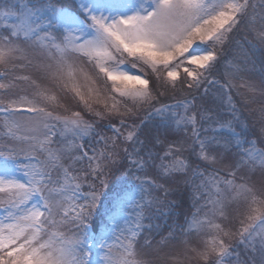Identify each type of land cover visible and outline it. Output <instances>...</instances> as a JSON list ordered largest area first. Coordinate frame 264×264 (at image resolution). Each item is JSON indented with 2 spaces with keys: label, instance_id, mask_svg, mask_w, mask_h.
Wrapping results in <instances>:
<instances>
[{
  "label": "snow or ice",
  "instance_id": "snow-or-ice-1",
  "mask_svg": "<svg viewBox=\"0 0 264 264\" xmlns=\"http://www.w3.org/2000/svg\"><path fill=\"white\" fill-rule=\"evenodd\" d=\"M73 3L0 0V264H264V0Z\"/></svg>",
  "mask_w": 264,
  "mask_h": 264
},
{
  "label": "trees",
  "instance_id": "trees-1",
  "mask_svg": "<svg viewBox=\"0 0 264 264\" xmlns=\"http://www.w3.org/2000/svg\"><path fill=\"white\" fill-rule=\"evenodd\" d=\"M65 2L68 4L69 7L75 8V5L73 4L72 0H65ZM230 51H231V49H230ZM226 71H227V69L222 67L220 69L219 73L216 76V78L221 80L222 83L224 82V73ZM250 79H253V81L255 83L258 82L257 84L259 85V77L257 75H253L251 77H248L247 78L248 83L250 82L249 81ZM234 83L237 85V88L233 89V91L231 92V95L233 96V100L236 103L237 107L239 108L241 117L244 116L245 119H246L247 125L249 127V133L252 136H254V135L258 134V130H259V127H260V124L258 122V118H257L256 113H258V109H259V107L262 104H264V101H261L260 96H256V94H253L252 92H249L247 87H239V85L241 83V81L239 79L235 80ZM259 89H260V86H259ZM212 91H215V88H213ZM238 92L240 94H237ZM181 99H183L182 95L173 94V95H170L169 97H167L165 99H162L161 103L170 104V103H174L175 101H178V100H181ZM189 99H191V97H189ZM245 99H254V102L245 104V103L242 102ZM227 117L228 116H225L224 119H226ZM105 132L106 133H110V132H107L106 129H105ZM185 194H188V193L186 192ZM173 199H174V197H173ZM182 205H183V207L185 209L186 206H188V200L183 198V202H182L181 206ZM184 217H185V215L183 216V218ZM180 221H181V219H180ZM169 222H170V220L168 219V220L165 221V224L169 225L170 224ZM161 226L164 227V223H161ZM155 238H157V237H155ZM155 238H154V240H156Z\"/></svg>",
  "mask_w": 264,
  "mask_h": 264
},
{
  "label": "rangeland",
  "instance_id": "rangeland-1",
  "mask_svg": "<svg viewBox=\"0 0 264 264\" xmlns=\"http://www.w3.org/2000/svg\"><path fill=\"white\" fill-rule=\"evenodd\" d=\"M72 2H73V0H72ZM74 4V3H73ZM75 5V4H74ZM28 70V71H27ZM30 70V71H29ZM31 71H32V69H30V68H24V69H22V70H19L18 72H17V74L18 75H26V74H30L31 73ZM250 82H249V84H255L256 86H257V91H256V96H260V99H261V101H264V96H261L260 95V89H259V85L257 84V83H255L254 81H253V79H250L249 80ZM248 89V88H247ZM214 93L216 92V89H215V91H213ZM66 103H71L70 101H68V102H66ZM170 104H172V103H170ZM73 110H75V109H73ZM256 115H257V118H258V116H259V113H256ZM244 117V116H243ZM243 117H241V121L242 122H246V119H245V117L243 118ZM229 117H227L226 119H228ZM247 123V122H246ZM260 124V123H259ZM106 134H108V135H111V133H106ZM255 136V135H254ZM254 136H252L251 134H249V139L251 138H253ZM69 139H71V137H69ZM258 146H264V145H258ZM189 175H191V173H189ZM177 179L178 180H183L184 178L183 177H177ZM161 182H163V181H161ZM183 187H184V185L183 184H181V188L183 189ZM175 198V197H174ZM184 198L186 199V200H188V206H186V208L184 209V207H183V205L181 206V208L179 209V218L181 219V222L183 221V216L184 215H191V212H192V203H191V200H190V198H189V195L188 194H185L184 195ZM168 220V219H167ZM170 220V224L169 225H171L172 224V219H169ZM165 218H163V217H161L160 219H158V220H155L154 221V223H156V224H160L161 225V223H164V227L163 226H161V230L159 231V233L158 234H156L155 236H154V238L155 237H157V238H155L156 240H154V242L155 241H159L163 236H166L167 234H168V232H169V225H166L165 224ZM145 223H148L147 221H145ZM240 225L239 224H237V227H239ZM189 239H190V242L192 243V245L193 246H196L197 244H198V242H199V240H198V237L196 236V234L195 233H192V234H190V236H189ZM170 246H174L176 249H178V248H180V247H182V245H180V243H179V241H172V242H170ZM201 264H202V262H201Z\"/></svg>",
  "mask_w": 264,
  "mask_h": 264
}]
</instances>
